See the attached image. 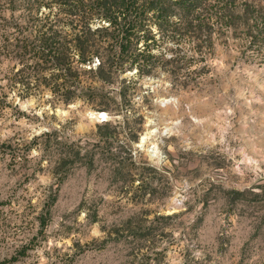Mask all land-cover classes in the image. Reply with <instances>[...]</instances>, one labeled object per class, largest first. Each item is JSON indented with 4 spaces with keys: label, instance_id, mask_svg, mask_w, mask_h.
Segmentation results:
<instances>
[{
    "label": "rangeland",
    "instance_id": "obj_1",
    "mask_svg": "<svg viewBox=\"0 0 264 264\" xmlns=\"http://www.w3.org/2000/svg\"><path fill=\"white\" fill-rule=\"evenodd\" d=\"M235 5L94 83L99 110L59 97L0 0V264H264V0Z\"/></svg>",
    "mask_w": 264,
    "mask_h": 264
},
{
    "label": "trees",
    "instance_id": "obj_2",
    "mask_svg": "<svg viewBox=\"0 0 264 264\" xmlns=\"http://www.w3.org/2000/svg\"><path fill=\"white\" fill-rule=\"evenodd\" d=\"M20 1L26 8L27 28L35 34L34 40L26 38L23 43L35 44L30 52L37 65L52 62L49 83L60 92L59 97L72 101L79 97L75 89L84 84L85 97L99 110L109 109V103L100 93L104 87L94 83H114L125 63L151 60L156 56L154 49L165 43L180 47L191 41L199 47L202 36L216 22L233 23L236 11L235 0ZM174 54L172 60H188L180 51ZM96 58L101 62L94 68ZM86 73L94 74L90 84L82 78ZM110 125L105 123L103 128ZM100 130L101 137L111 133Z\"/></svg>",
    "mask_w": 264,
    "mask_h": 264
},
{
    "label": "water",
    "instance_id": "obj_3",
    "mask_svg": "<svg viewBox=\"0 0 264 264\" xmlns=\"http://www.w3.org/2000/svg\"><path fill=\"white\" fill-rule=\"evenodd\" d=\"M93 116L96 117L97 119L105 120V116H103L102 112L94 113Z\"/></svg>",
    "mask_w": 264,
    "mask_h": 264
},
{
    "label": "bare ground",
    "instance_id": "obj_4",
    "mask_svg": "<svg viewBox=\"0 0 264 264\" xmlns=\"http://www.w3.org/2000/svg\"><path fill=\"white\" fill-rule=\"evenodd\" d=\"M103 116H105V114H103Z\"/></svg>",
    "mask_w": 264,
    "mask_h": 264
}]
</instances>
